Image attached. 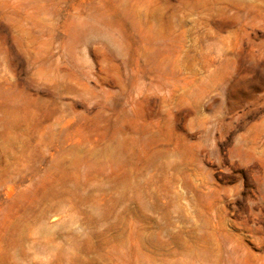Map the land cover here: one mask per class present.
I'll return each mask as SVG.
<instances>
[{
	"label": "rangeland",
	"instance_id": "rangeland-1",
	"mask_svg": "<svg viewBox=\"0 0 264 264\" xmlns=\"http://www.w3.org/2000/svg\"><path fill=\"white\" fill-rule=\"evenodd\" d=\"M0 264H264V0H0Z\"/></svg>",
	"mask_w": 264,
	"mask_h": 264
}]
</instances>
